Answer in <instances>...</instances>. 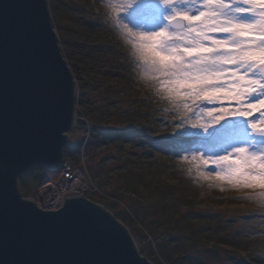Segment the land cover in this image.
Segmentation results:
<instances>
[{
  "label": "rangeland",
  "instance_id": "374dc122",
  "mask_svg": "<svg viewBox=\"0 0 264 264\" xmlns=\"http://www.w3.org/2000/svg\"><path fill=\"white\" fill-rule=\"evenodd\" d=\"M119 3L48 0L59 45L78 87L77 119L68 132L65 160L82 164L86 182L72 193L79 192L110 211L152 264H255L233 256L235 248L220 245L233 236L240 249L251 245L257 252L262 250L259 261H264V236L259 235L264 232V198L260 196L264 190L208 179L206 166L191 157L185 160L150 147L171 132L174 113H155L163 103L170 105L141 78L132 45L112 20ZM140 91H146L147 101L138 98ZM142 107L150 115L140 120L152 125L146 141L105 139L93 144L92 131L99 128L100 120L115 124L114 118L129 119ZM96 112L100 119L93 117ZM61 171L60 167L34 166L20 179L22 195L37 202L40 190L50 184L63 193ZM37 176H43V181L31 187ZM146 184L147 191L140 188ZM248 191L259 197L247 205H232L225 199ZM222 204H228L227 209ZM164 235L170 238L162 239Z\"/></svg>",
  "mask_w": 264,
  "mask_h": 264
},
{
  "label": "snow or ice",
  "instance_id": "6c2138e0",
  "mask_svg": "<svg viewBox=\"0 0 264 264\" xmlns=\"http://www.w3.org/2000/svg\"><path fill=\"white\" fill-rule=\"evenodd\" d=\"M113 11L141 78L174 113L165 149L208 179L264 190V0H120Z\"/></svg>",
  "mask_w": 264,
  "mask_h": 264
},
{
  "label": "water",
  "instance_id": "95a60500",
  "mask_svg": "<svg viewBox=\"0 0 264 264\" xmlns=\"http://www.w3.org/2000/svg\"><path fill=\"white\" fill-rule=\"evenodd\" d=\"M77 98L48 0H0V264H152L121 221L79 192L57 209L22 195L34 166L62 164Z\"/></svg>",
  "mask_w": 264,
  "mask_h": 264
},
{
  "label": "trees",
  "instance_id": "16d2710c",
  "mask_svg": "<svg viewBox=\"0 0 264 264\" xmlns=\"http://www.w3.org/2000/svg\"><path fill=\"white\" fill-rule=\"evenodd\" d=\"M140 95H139V99L141 100H146L147 101V94L146 91H140ZM80 94L82 95L83 93L80 92ZM166 103H163L162 106H160L159 108H157L155 111V113H157L160 116H165V115H169L170 114V106H166ZM142 113H136L135 116L133 117H129V119H124L123 120V116H120L118 118H114L115 124L112 123V121H104V120H100L99 121V128H95L92 131V136L91 138L94 140L93 144H97V142H99L100 140H105V139H112L113 141H120L123 139V143L125 142H129L130 140L133 141L135 138H139L140 140H144L146 141L149 138V133L151 132V128L152 125L150 126L148 124V122H146L145 120H140V119H145L147 116H149L150 114L147 112V108L142 107ZM99 113H94V118L98 119ZM100 119V118H99ZM111 119V118H110ZM120 121H123V124L120 126H116L117 123H119ZM172 131V129H171ZM143 141V142H144ZM159 145H155L152 142V145L150 146L152 149H154L155 151H158V153H163L165 148H163V144L158 143ZM144 143H139V146H143ZM64 159H65V149H64ZM44 177L43 176H37L36 180H34L33 182H31V187L35 186L37 187L39 185V183H41L43 181ZM140 183V182H138ZM149 184H146L145 186L143 185L140 188H143L145 191H147L146 188H148ZM139 186V184H138ZM249 193H246L245 195L243 194H232L229 195L228 197H226V201H229L230 204L232 205H247L248 203H252V201L257 200V198L259 197V195H257V193H253L251 191H248ZM248 194V195H247ZM148 196V195H147ZM223 207L225 209H227V205L228 204H222ZM236 236L232 237V241H230L228 239V241H222L220 242V245L224 248H235L236 249V253L239 254L237 255L235 252L232 254L233 256H236V258H238L239 260L243 261V262H251L253 261V263L255 264H264V261H259V251L261 252L262 250L258 249L257 252V248H255L254 246L249 245V247L246 246V248L244 247V249H240L238 246H236L235 244H237L234 240ZM169 235H164L162 237V239H166L168 240ZM264 245V243H263ZM262 246V245H260ZM259 246V247H260ZM238 247V248H236Z\"/></svg>",
  "mask_w": 264,
  "mask_h": 264
},
{
  "label": "bare ground",
  "instance_id": "6f19581e",
  "mask_svg": "<svg viewBox=\"0 0 264 264\" xmlns=\"http://www.w3.org/2000/svg\"><path fill=\"white\" fill-rule=\"evenodd\" d=\"M76 189V185H71L63 193H61L54 184H50L40 190V195L37 202L41 203L39 205H41L43 208L57 209L63 204L65 195L74 192Z\"/></svg>",
  "mask_w": 264,
  "mask_h": 264
},
{
  "label": "built area",
  "instance_id": "2783aa9c",
  "mask_svg": "<svg viewBox=\"0 0 264 264\" xmlns=\"http://www.w3.org/2000/svg\"><path fill=\"white\" fill-rule=\"evenodd\" d=\"M91 129V127H89ZM89 136V135H88ZM85 165V163H83ZM61 171V185L68 188L71 185H76L77 189L82 187L85 181V173L83 172L82 164H73L70 161L64 160L60 165ZM84 189V188H83Z\"/></svg>",
  "mask_w": 264,
  "mask_h": 264
}]
</instances>
